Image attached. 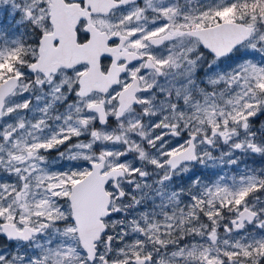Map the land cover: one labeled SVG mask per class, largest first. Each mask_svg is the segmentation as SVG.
<instances>
[{
    "label": "snow or ice",
    "instance_id": "6c2138e0",
    "mask_svg": "<svg viewBox=\"0 0 264 264\" xmlns=\"http://www.w3.org/2000/svg\"><path fill=\"white\" fill-rule=\"evenodd\" d=\"M0 264H264V0H0Z\"/></svg>",
    "mask_w": 264,
    "mask_h": 264
}]
</instances>
